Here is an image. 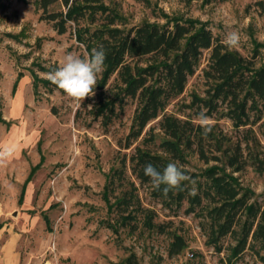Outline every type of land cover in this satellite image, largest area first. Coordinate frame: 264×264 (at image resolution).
Segmentation results:
<instances>
[{
    "label": "rangeland",
    "instance_id": "1",
    "mask_svg": "<svg viewBox=\"0 0 264 264\" xmlns=\"http://www.w3.org/2000/svg\"><path fill=\"white\" fill-rule=\"evenodd\" d=\"M85 9L83 20L70 23L67 33L59 34L51 23L40 19L37 4L0 0V153H6L0 159V245L14 235L21 264H124L131 254L142 264H264L252 249L239 257L228 250L217 252L206 244L200 226L203 217L187 215L186 206L179 211L162 207L147 187L139 188L143 204L158 213L159 221L173 220L172 228L163 235L143 228L131 233L119 224L107 186L124 154L143 142L141 138L131 149L123 148L137 101L129 99L113 123L103 127L91 111L98 90L77 108L62 90L51 91L54 86L46 84V74L66 54L83 57L96 47L98 40L87 41L101 28L106 14L113 12L117 26L125 29L143 22L173 26L193 21L206 25L224 44L227 34L236 32L239 46L230 50L256 57V67H262L264 0L213 4L203 0H100ZM208 58L206 51L185 91L164 113L186 117L193 112L187 106L194 95L204 97ZM134 62L148 63L147 58ZM101 78L102 74L98 81ZM210 119L231 137L243 135L227 118ZM157 121L147 130L154 127L161 137ZM251 129L256 142L250 143L246 153L249 162L257 158L262 169L249 165L243 171L228 172L242 192L264 203V113ZM186 158L191 173L213 165H205L196 154L188 153ZM173 232L187 242V248L176 256L169 255ZM229 243L224 240L225 247Z\"/></svg>",
    "mask_w": 264,
    "mask_h": 264
},
{
    "label": "trees",
    "instance_id": "2",
    "mask_svg": "<svg viewBox=\"0 0 264 264\" xmlns=\"http://www.w3.org/2000/svg\"><path fill=\"white\" fill-rule=\"evenodd\" d=\"M18 1L37 4L40 19L51 23L59 34L67 33L70 23L83 20L87 6L100 2ZM225 1L203 0L205 4ZM117 21L114 12L106 14L101 28L94 31L87 43L98 40L95 48L102 46L106 52V67L95 88L99 91L97 99L91 104V111L103 127L113 123L129 99L137 101L125 144L120 145L129 150L139 139L143 138V142L130 154H124L107 186L118 223L131 233L143 228L163 235L172 228L173 220L159 221L158 213L143 204L139 188L147 187L162 207L179 211L186 206L187 215L203 217L200 226L206 244L217 252L228 250L233 257H239L252 249L264 262L260 251L264 250V203L253 201L251 193L242 192L228 172L243 171L249 165L262 169L257 158L249 162L246 151L250 143L256 142L251 127L262 120L264 113V66L257 68L256 57L248 58L230 50L210 28L197 26L193 21L176 22L173 26L143 22L129 29L118 27ZM206 51L209 58L204 69V97L193 96L192 104L187 106L193 112L186 117L164 113L167 105L185 91ZM143 58H147L146 65L134 62ZM111 80L113 86L109 90ZM46 84L53 85L50 81ZM53 86L51 91L56 88ZM201 111L209 118L229 119L237 130L242 129L243 135L234 138L213 125L212 132L203 136L195 120ZM156 120L161 137L154 127L147 130ZM188 153L196 154L205 165H213L203 172L191 173L186 169ZM169 162H178L195 184L185 182L182 190H172L167 195L162 192L163 186L161 190L154 189L150 178L144 175V165L151 163L162 171ZM193 187L195 195L190 194ZM226 239L230 240L227 247ZM186 248L184 236L173 232L169 255H179ZM124 264L142 263L131 254Z\"/></svg>",
    "mask_w": 264,
    "mask_h": 264
},
{
    "label": "clouds",
    "instance_id": "3",
    "mask_svg": "<svg viewBox=\"0 0 264 264\" xmlns=\"http://www.w3.org/2000/svg\"><path fill=\"white\" fill-rule=\"evenodd\" d=\"M239 42L240 36L238 33L230 32L227 34L225 44L229 49L238 47ZM105 59L106 52L102 46L98 49L93 48L89 54L83 57L68 53L56 69L46 74L47 79L62 90L72 103L79 108L86 98L95 95L94 90L104 70ZM197 120L202 129V135L208 136L213 128L211 119L201 111ZM5 155L6 153H0V159ZM143 171L144 175L150 178L154 189L161 190V186H163L162 192L165 195L172 190H182V184L185 182L195 184V181L182 170V167L178 166V162L167 163L162 171L158 170L153 164L147 163L144 165ZM190 194H196L194 187Z\"/></svg>",
    "mask_w": 264,
    "mask_h": 264
},
{
    "label": "crops",
    "instance_id": "4",
    "mask_svg": "<svg viewBox=\"0 0 264 264\" xmlns=\"http://www.w3.org/2000/svg\"><path fill=\"white\" fill-rule=\"evenodd\" d=\"M0 230V237H1ZM21 254L18 250V242L14 235L0 245V264H21Z\"/></svg>",
    "mask_w": 264,
    "mask_h": 264
}]
</instances>
